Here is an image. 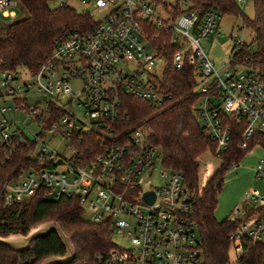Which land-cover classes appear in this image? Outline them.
I'll list each match as a JSON object with an SVG mask.
<instances>
[{
    "label": "built area",
    "instance_id": "obj_1",
    "mask_svg": "<svg viewBox=\"0 0 264 264\" xmlns=\"http://www.w3.org/2000/svg\"><path fill=\"white\" fill-rule=\"evenodd\" d=\"M55 1L71 6L69 0ZM76 1L80 11L92 18L100 13L101 17L89 26L63 30L54 40L50 55L35 71L25 69L23 78L18 68L0 71L1 94L12 101L11 105H0V149L12 151L14 144L30 141L35 144L32 157L41 160V166L25 168L18 178L4 183V200L22 199L40 187L55 197L76 196L83 213L87 209L89 220L108 221L112 236L117 234L128 242L118 246L112 241L114 245L102 256V264H201L200 240L191 217L193 197L184 177L180 171L162 165L158 147L148 141L142 126L115 128L121 96L128 93L156 107L170 97L160 83L163 71L154 73L161 62L164 70L166 60L153 46L157 35L151 33V27L171 29L178 49L172 53L170 65L174 70L190 65L196 80L201 79L194 112L205 134L214 141L211 152L220 158L230 144L222 113L246 118L241 146L247 145L255 131L264 132V78L250 68L215 67L200 45L201 39L216 31L220 14L212 8L199 16L194 10L175 13L177 0ZM15 6L16 0H0V16L13 17ZM243 44L234 37V50ZM74 79L80 81L78 90L70 86ZM32 88L46 96L42 106L24 103L26 92ZM64 94L67 96L62 103ZM50 105L58 107L60 114L43 128L34 116ZM19 109L40 126L32 136L24 132L23 123L4 113ZM89 131L99 132L98 141L105 147L102 152L90 153L81 165L76 162L80 152L73 140ZM54 138L65 139L73 149L68 159L49 145ZM256 145L264 152V141ZM59 159L61 162L56 163ZM44 162L52 166L42 165ZM65 162L71 169L70 181L66 171L55 169ZM158 163L165 171H160L153 183L147 178ZM254 172L264 178V157L257 161ZM146 192L153 196L151 202L144 200ZM246 197L256 205L252 214L244 217L245 210L238 217L242 221L229 234L235 257L242 253L244 240L264 242V195L251 189ZM235 211L241 212L238 208Z\"/></svg>",
    "mask_w": 264,
    "mask_h": 264
},
{
    "label": "trees",
    "instance_id": "obj_2",
    "mask_svg": "<svg viewBox=\"0 0 264 264\" xmlns=\"http://www.w3.org/2000/svg\"><path fill=\"white\" fill-rule=\"evenodd\" d=\"M51 1L16 0L26 15L17 20L0 22V71L19 67L28 72L35 71L50 55L54 40L63 30L86 27L93 22L88 13L65 4L50 6ZM177 1L173 5L175 13L194 10L201 16L204 9L212 8L219 14L236 15L241 26L252 30L254 47L244 42L240 49L234 50L232 44L230 55L264 78V0H252V17L242 12L237 0H180L181 5ZM9 18L12 17H5L4 20ZM151 33L157 35L153 46L162 52L166 60L160 83L170 97L166 98L163 105L156 107L150 106L142 98L123 93L114 126L119 130L142 126L148 141L158 147L162 165L182 173L184 184L193 197L191 217L200 240L201 264H264V242L251 243L248 240L243 241L242 253L231 262L229 234L242 219L235 217L218 221L214 217L216 196L222 186L225 171L237 164L254 145L264 141V132L255 131L247 145L241 146L240 135L246 118L222 113L224 125L229 128L230 144L222 153L218 168L205 184H201L197 158L205 150L211 151L214 141L205 134L194 112L199 98L196 74L190 65L185 64L181 70L171 67V55L178 49V45L172 41L171 29L153 26ZM58 114V107L50 105L40 109L34 120L47 128ZM99 135V132L89 131L80 133L73 140L80 152L76 162L82 165L90 153L104 150L105 146L98 141ZM34 148L35 144L27 141L14 144L12 151L0 149V236L16 233L25 235L38 223L54 221L59 224L75 250L71 261L54 264H102V256L114 245L110 224L108 221L96 222L84 218L76 196L61 194L55 197L49 189L40 187L22 199L4 200L2 191L6 181L18 178L20 171L25 168L41 166V160L32 157ZM42 165L52 166L46 162ZM253 210L248 208L244 217L252 214ZM64 254L65 246L55 231L33 239L25 249L0 244V264H40L46 257Z\"/></svg>",
    "mask_w": 264,
    "mask_h": 264
},
{
    "label": "rangeland",
    "instance_id": "obj_3",
    "mask_svg": "<svg viewBox=\"0 0 264 264\" xmlns=\"http://www.w3.org/2000/svg\"><path fill=\"white\" fill-rule=\"evenodd\" d=\"M173 1V0H170ZM68 3L73 6L76 10L80 11V5L76 0H69ZM242 12L249 17L253 16V4L252 0H241L237 1ZM56 5V1L50 2V6ZM16 16L5 19L0 16V22L17 20L26 15V12L19 8V4L16 2L15 6ZM101 17V14H94L93 19L97 20ZM237 36L239 39L250 44L253 48L252 43L253 32L251 29L241 26L240 19L234 14H220V17L216 23V31L212 33L210 37L203 38L200 40V45L203 50L208 54V56L213 60L215 67L218 70L231 69V70H245L248 67L240 62L231 59L230 49L234 41V37ZM184 41V39H182ZM21 73L20 76L23 78L26 73L25 69L22 67L18 68ZM163 71V63H158L154 69L156 75H160ZM201 80L197 78V82ZM70 86L73 90H78L80 88V81L78 79L70 80ZM67 94H64L62 98V103L66 98ZM46 98L43 92L32 88L26 92V100L24 103L33 104L37 103L39 106L43 105V100ZM12 101L10 98L5 97L3 94L0 95V105H11ZM5 115L10 119L16 118L18 121L23 123L21 125L22 129L26 134L32 136V133L38 132L40 126L34 122L31 117L26 114L23 109L17 111L4 112ZM75 113L79 114L78 111ZM49 145L55 148L64 158L68 159L72 153L73 149L66 144L65 139L58 140L57 138L49 141ZM264 157V152L259 145H254L248 152H246L237 164L231 165L224 173L222 186L216 196V206L214 209V217L216 220L220 221L224 218H235L242 217L244 211L248 208H253L256 205L255 202L251 201L246 197L247 191L251 189H256L260 195H264V178H259L254 172V166L257 161ZM198 161V175L201 184L210 178L213 172L218 168L220 164V158L215 156L211 151L205 150L197 158ZM57 171H66V180L70 181L72 178V173L70 166L67 162L55 165ZM160 171H165L159 163L157 164V169H155L149 179L151 182L156 183L155 179ZM238 208L241 212H236ZM83 213V217L88 219L87 209ZM48 221H44L34 225L31 229L41 226ZM10 240H21L22 234H10L8 237ZM112 241L118 246L128 245L127 240L123 239L117 234L112 236ZM229 258L231 262H234L235 254L233 251H229Z\"/></svg>",
    "mask_w": 264,
    "mask_h": 264
},
{
    "label": "water",
    "instance_id": "obj_4",
    "mask_svg": "<svg viewBox=\"0 0 264 264\" xmlns=\"http://www.w3.org/2000/svg\"><path fill=\"white\" fill-rule=\"evenodd\" d=\"M61 162V160H57L56 163ZM55 163V164H56ZM144 200L151 202L153 199V196L150 197V193L146 192L143 195ZM32 228V227H31ZM25 234H22L21 240H10L7 236H0V244L7 245L9 247L15 248V249H25L29 246V243L44 234H46L49 231H55L59 237L61 238L64 246H65V254L62 256H49L44 258L40 264H54V263H67L71 261L74 257L75 250L74 247L69 240V238L64 234L62 229L60 228L59 224L54 221H48L47 223L38 226L36 228L31 229ZM19 234V233H16Z\"/></svg>",
    "mask_w": 264,
    "mask_h": 264
}]
</instances>
